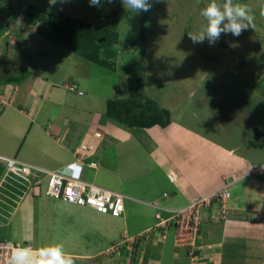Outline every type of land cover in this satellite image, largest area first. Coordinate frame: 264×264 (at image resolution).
<instances>
[{
  "label": "crops",
  "instance_id": "obj_1",
  "mask_svg": "<svg viewBox=\"0 0 264 264\" xmlns=\"http://www.w3.org/2000/svg\"><path fill=\"white\" fill-rule=\"evenodd\" d=\"M47 42L41 36L45 48L39 47L40 56L23 65L29 72L25 79L0 83V93L6 96L8 90L11 100L0 101V155L117 191L123 195L124 213L101 214L12 184L17 190H9L18 200L8 214L0 213V241L28 248L34 255L57 246L72 264H264V172L250 173L254 163L264 160V146L249 147L247 141L237 150L183 122L184 107L159 105L170 113L164 127L118 124L106 116L107 102L132 96L133 87L106 84L110 69L70 57L62 61L71 70L60 77L61 67L52 61L55 43ZM71 80L82 94L67 89ZM119 88H124L122 94ZM187 110L197 117V111ZM217 125L212 127L221 130ZM82 144L87 150H81ZM170 174L175 180H169ZM225 181L231 182L226 217L215 218V200L203 207L193 243L175 242L169 223L155 226L157 212L168 217V210L187 205ZM154 199L161 209L151 205ZM125 237L130 248L125 242L119 253H109Z\"/></svg>",
  "mask_w": 264,
  "mask_h": 264
},
{
  "label": "rangeland",
  "instance_id": "obj_2",
  "mask_svg": "<svg viewBox=\"0 0 264 264\" xmlns=\"http://www.w3.org/2000/svg\"><path fill=\"white\" fill-rule=\"evenodd\" d=\"M212 2L149 0V11L134 14L126 10L120 0L113 3L102 0L100 8L89 6V0H57L53 6L49 5V0H0V50L3 55L23 66L28 64L29 59L36 60L40 56L39 47L45 48L40 43L42 35L38 30L43 31V25L49 19L67 15L105 27H112L116 23L118 64L116 71L108 70L109 77L105 83L122 82L135 89V78L143 71L146 96H153L161 107H184L181 115L183 122L217 136L237 150H243L247 141L255 137L256 129L260 131L258 139L264 138V17H261L259 8L264 0H233V4L248 6L250 14L254 16L253 27L239 37L222 32L214 46H210L207 38L203 43L193 44L188 33L199 31L201 26L207 24L199 13ZM225 2L215 0L221 8ZM28 13L36 15V21L40 24ZM227 22L223 21L221 27ZM141 24L145 32L143 58L136 42ZM43 40L46 41L45 38ZM6 41L9 42L7 47ZM47 43L51 46L52 42ZM51 54L54 65L61 67L60 77L67 74V69L71 70L62 60L70 57L73 61L90 62L58 44L54 45ZM62 56L63 59H59ZM40 60L43 62V59ZM71 84L80 89L74 80L65 85ZM123 89L117 90L121 93ZM9 95L7 90L6 104L11 102ZM188 107L197 111V117L191 111H186ZM213 124H218L215 127H221L224 133L214 129ZM260 154H264V149ZM262 162L264 160L259 163ZM3 164L0 161V169ZM12 184L14 182L0 186V213L3 215L8 214L10 207L14 206L8 198L18 200L16 194L9 190ZM3 231L1 228L0 233Z\"/></svg>",
  "mask_w": 264,
  "mask_h": 264
},
{
  "label": "built area",
  "instance_id": "obj_3",
  "mask_svg": "<svg viewBox=\"0 0 264 264\" xmlns=\"http://www.w3.org/2000/svg\"><path fill=\"white\" fill-rule=\"evenodd\" d=\"M67 89L78 91L74 84L67 85ZM1 103L6 104V96L0 93ZM100 136V132H95ZM85 144L81 145V150H87ZM77 155L78 150L76 151ZM0 161H3L4 171L0 177V186L3 183L14 182L24 187L27 193L39 192L40 190L48 196L61 199L67 203L79 206H88L101 214H110L111 216H120L124 213L123 195L117 191L106 189L93 182L84 181L77 177L68 176L60 170H50L37 165L26 163L14 157H5L0 155ZM264 172V162L251 166L250 173ZM169 180H175V175L170 174ZM44 183V186H43ZM230 181H225V185L211 190L207 193L192 197L187 205L171 209L168 217L163 218L159 212L156 213V227H166L171 224L175 232V242L178 244L193 243L199 231L201 221V211L203 207L208 206L213 200L218 202L219 210L215 215L217 220L226 217L228 208L229 185ZM151 205L161 209L156 199L151 201ZM264 220V212L260 215ZM125 237L123 242L113 244L110 252H120L122 243L124 247L130 248V243ZM18 245L7 241H0V264H8L12 251Z\"/></svg>",
  "mask_w": 264,
  "mask_h": 264
},
{
  "label": "trees",
  "instance_id": "obj_4",
  "mask_svg": "<svg viewBox=\"0 0 264 264\" xmlns=\"http://www.w3.org/2000/svg\"><path fill=\"white\" fill-rule=\"evenodd\" d=\"M28 14L36 21V15ZM43 26V28L40 27L43 31L39 29L38 33L49 42L64 46L92 63L115 70L118 47L114 46L118 45L119 38L116 23L112 27H105L62 15L56 19H49ZM139 29L140 33L136 42L139 44L140 56L143 58L145 53L143 24ZM28 73L25 67L16 64L12 58L3 55L0 50V83L20 82L27 77ZM144 84V72L141 71L135 78L134 94L130 97L110 98L107 102L106 116L127 128H143L155 124L164 127L169 124L171 119L169 110L161 108L156 100L144 94ZM248 146L263 147L264 138H250ZM2 169H0V176L4 167ZM10 189L17 190L14 186H10ZM8 200L9 203L14 204V199L8 198Z\"/></svg>",
  "mask_w": 264,
  "mask_h": 264
},
{
  "label": "clouds",
  "instance_id": "obj_5",
  "mask_svg": "<svg viewBox=\"0 0 264 264\" xmlns=\"http://www.w3.org/2000/svg\"><path fill=\"white\" fill-rule=\"evenodd\" d=\"M67 2V0H61ZM113 3L114 0H106ZM126 10L134 14L147 12L151 8L149 0H120ZM57 0H49V5H56ZM89 6L100 8L102 0H89ZM260 15L264 17V4L259 6ZM251 9L239 3L233 4V0H226L223 8L219 7L215 0L200 10V16L206 19L207 24L201 26L199 31L189 32V39L193 44L203 43L208 39L210 46H214L221 38V33H230L239 37L244 31L253 27L254 16L250 14ZM228 22L221 27V23ZM114 47H119L115 45ZM123 247V246H122ZM8 264H72L70 259L65 258L60 247H47L33 254L28 248H15L12 251Z\"/></svg>",
  "mask_w": 264,
  "mask_h": 264
},
{
  "label": "water",
  "instance_id": "obj_6",
  "mask_svg": "<svg viewBox=\"0 0 264 264\" xmlns=\"http://www.w3.org/2000/svg\"><path fill=\"white\" fill-rule=\"evenodd\" d=\"M257 134H260V132H259V130H258V129H256V130H255V134H254V135H255V137H254V138H256V137H257Z\"/></svg>",
  "mask_w": 264,
  "mask_h": 264
}]
</instances>
